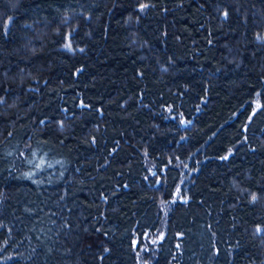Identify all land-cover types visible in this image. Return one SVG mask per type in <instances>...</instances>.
<instances>
[{
  "label": "trees",
  "instance_id": "obj_1",
  "mask_svg": "<svg viewBox=\"0 0 264 264\" xmlns=\"http://www.w3.org/2000/svg\"><path fill=\"white\" fill-rule=\"evenodd\" d=\"M147 233L148 264H264V0H0V264Z\"/></svg>",
  "mask_w": 264,
  "mask_h": 264
},
{
  "label": "rangeland",
  "instance_id": "obj_2",
  "mask_svg": "<svg viewBox=\"0 0 264 264\" xmlns=\"http://www.w3.org/2000/svg\"><path fill=\"white\" fill-rule=\"evenodd\" d=\"M177 199V196H173L172 200ZM158 235V234H157ZM156 234H146L142 238V243L139 246V250L137 251V261L136 264H148L149 258L151 255V247H153L154 237ZM135 244V243H134ZM146 255H149L148 258H145Z\"/></svg>",
  "mask_w": 264,
  "mask_h": 264
},
{
  "label": "snow or ice",
  "instance_id": "obj_3",
  "mask_svg": "<svg viewBox=\"0 0 264 264\" xmlns=\"http://www.w3.org/2000/svg\"><path fill=\"white\" fill-rule=\"evenodd\" d=\"M225 159H226V157H225Z\"/></svg>",
  "mask_w": 264,
  "mask_h": 264
}]
</instances>
